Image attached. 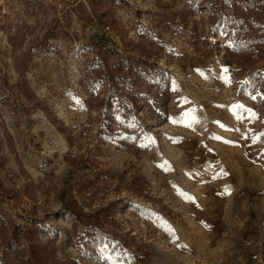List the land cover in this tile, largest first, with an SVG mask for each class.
I'll return each instance as SVG.
<instances>
[{
    "label": "rangeland",
    "instance_id": "obj_1",
    "mask_svg": "<svg viewBox=\"0 0 264 264\" xmlns=\"http://www.w3.org/2000/svg\"><path fill=\"white\" fill-rule=\"evenodd\" d=\"M242 1L230 36L209 2L0 0L22 248L0 264H264V0Z\"/></svg>",
    "mask_w": 264,
    "mask_h": 264
},
{
    "label": "trees",
    "instance_id": "obj_2",
    "mask_svg": "<svg viewBox=\"0 0 264 264\" xmlns=\"http://www.w3.org/2000/svg\"><path fill=\"white\" fill-rule=\"evenodd\" d=\"M193 1H195L201 5H206V3L209 2V4H210L209 10L211 12V15L214 16L213 22L225 21V23H227V24L229 23V25H231V26H229L228 29H230L229 35L231 36V29L237 26V23L235 25L232 23V22H234L233 15H234L235 10L233 9V12H231L229 17H227V19L223 20L224 15H226L225 11H226L227 7L230 5L229 0H225V1H223V0H193ZM242 2H243V7L245 10L250 8L251 0H243ZM235 9H237V8H235ZM0 237H1L0 238L1 245L3 247H7L6 248L7 250H13V255H14L13 257L15 258L16 261L21 260L22 256H20L19 254H20L22 248L16 244V241H14V239H10L7 234H1Z\"/></svg>",
    "mask_w": 264,
    "mask_h": 264
},
{
    "label": "built area",
    "instance_id": "obj_3",
    "mask_svg": "<svg viewBox=\"0 0 264 264\" xmlns=\"http://www.w3.org/2000/svg\"><path fill=\"white\" fill-rule=\"evenodd\" d=\"M105 29H106V30H109V27H105ZM112 39H113V40L115 39L114 36H112Z\"/></svg>",
    "mask_w": 264,
    "mask_h": 264
}]
</instances>
